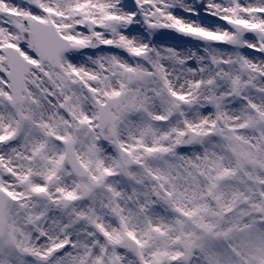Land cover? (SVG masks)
<instances>
[{
  "label": "snow or ice",
  "instance_id": "6c2138e0",
  "mask_svg": "<svg viewBox=\"0 0 264 264\" xmlns=\"http://www.w3.org/2000/svg\"><path fill=\"white\" fill-rule=\"evenodd\" d=\"M0 264H264V0H0Z\"/></svg>",
  "mask_w": 264,
  "mask_h": 264
}]
</instances>
